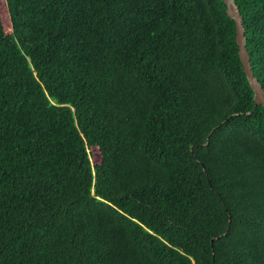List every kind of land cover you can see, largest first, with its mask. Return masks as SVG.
Instances as JSON below:
<instances>
[{"label":"trees","instance_id":"trees-1","mask_svg":"<svg viewBox=\"0 0 264 264\" xmlns=\"http://www.w3.org/2000/svg\"><path fill=\"white\" fill-rule=\"evenodd\" d=\"M232 2L264 89V0ZM4 5L0 264H264V106L223 0Z\"/></svg>","mask_w":264,"mask_h":264},{"label":"water","instance_id":"water-1","mask_svg":"<svg viewBox=\"0 0 264 264\" xmlns=\"http://www.w3.org/2000/svg\"><path fill=\"white\" fill-rule=\"evenodd\" d=\"M225 4V11L229 17L232 18L234 22V30H235V42L237 44V53L239 60L241 62V66L245 77L249 83L250 88L253 91L252 99L255 104H261L264 106V89L262 88L260 82L257 77L253 74L249 58L247 54V50L244 43V27L241 23V15L236 9V6L232 2V0H223Z\"/></svg>","mask_w":264,"mask_h":264},{"label":"rangeland","instance_id":"rangeland-1","mask_svg":"<svg viewBox=\"0 0 264 264\" xmlns=\"http://www.w3.org/2000/svg\"><path fill=\"white\" fill-rule=\"evenodd\" d=\"M5 5H4V0H0V15H1V19L3 20V22L7 19V13L5 11ZM88 152H89V158L91 162H95L96 160H98L99 154L98 151L95 147H88Z\"/></svg>","mask_w":264,"mask_h":264}]
</instances>
